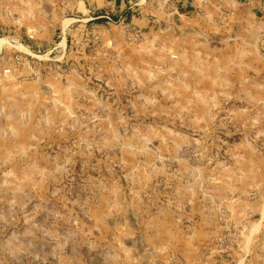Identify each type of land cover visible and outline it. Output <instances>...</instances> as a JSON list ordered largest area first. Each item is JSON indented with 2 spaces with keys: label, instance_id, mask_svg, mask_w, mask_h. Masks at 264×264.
Returning <instances> with one entry per match:
<instances>
[{
  "label": "rangeland",
  "instance_id": "1",
  "mask_svg": "<svg viewBox=\"0 0 264 264\" xmlns=\"http://www.w3.org/2000/svg\"><path fill=\"white\" fill-rule=\"evenodd\" d=\"M84 1L0 0V264H264V0Z\"/></svg>",
  "mask_w": 264,
  "mask_h": 264
},
{
  "label": "crops",
  "instance_id": "2",
  "mask_svg": "<svg viewBox=\"0 0 264 264\" xmlns=\"http://www.w3.org/2000/svg\"><path fill=\"white\" fill-rule=\"evenodd\" d=\"M99 2L100 4V12H103L104 11V8L107 10L109 8L108 6V2L107 3H102V0L98 1V0H89V1H84L83 4H84V9L87 11V10H91L92 9V12H97L99 14V11L97 10V8H99V5L95 6L94 4ZM121 0H111V9L113 11V14H116L118 12H122L124 15H127V17H129V19H132L131 21H134V16H135V13L132 14L134 16H131V13L134 12L133 9H131V7H127V9H123L124 7L120 4ZM132 10V11H131ZM102 16V15H101ZM65 40V43L67 44V36H65L64 38Z\"/></svg>",
  "mask_w": 264,
  "mask_h": 264
},
{
  "label": "built area",
  "instance_id": "3",
  "mask_svg": "<svg viewBox=\"0 0 264 264\" xmlns=\"http://www.w3.org/2000/svg\"><path fill=\"white\" fill-rule=\"evenodd\" d=\"M30 37H31V38H33V36H32V35H31ZM19 59H20V56H19V55H18V56H16V60H19ZM9 71H10L9 69H7V70H6V72H9Z\"/></svg>",
  "mask_w": 264,
  "mask_h": 264
}]
</instances>
